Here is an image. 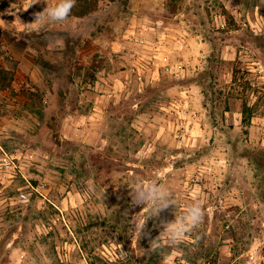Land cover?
<instances>
[{"label": "rangeland", "instance_id": "rangeland-1", "mask_svg": "<svg viewBox=\"0 0 264 264\" xmlns=\"http://www.w3.org/2000/svg\"><path fill=\"white\" fill-rule=\"evenodd\" d=\"M55 1L0 8V264H264V0Z\"/></svg>", "mask_w": 264, "mask_h": 264}, {"label": "clouds", "instance_id": "clouds-1", "mask_svg": "<svg viewBox=\"0 0 264 264\" xmlns=\"http://www.w3.org/2000/svg\"><path fill=\"white\" fill-rule=\"evenodd\" d=\"M37 2V0H34ZM76 0H59L54 7H48L42 13L34 14V22H39L45 18L52 22H63L69 17L72 8L75 6ZM156 193L151 194L148 199H155ZM195 203L189 208L188 215L185 217L184 223H174L168 229V242L177 243L185 234L191 232L197 227L203 219L204 211L201 202L194 200ZM137 235L143 238L151 239L150 232L144 231L143 224H138L136 228Z\"/></svg>", "mask_w": 264, "mask_h": 264}, {"label": "crops", "instance_id": "crops-1", "mask_svg": "<svg viewBox=\"0 0 264 264\" xmlns=\"http://www.w3.org/2000/svg\"><path fill=\"white\" fill-rule=\"evenodd\" d=\"M29 1L30 0H26L27 6H28ZM171 1H173V0H166L165 1L166 3L164 4L162 0H154L153 3L151 4L152 9L155 10L156 12H160V11H162V8L164 7V5H167V3L169 4ZM58 2H59V0L55 1L56 4H58ZM176 14L177 15L175 16V18H177L180 14H182V12H176ZM182 15H183L184 19L181 17L180 23L178 21H176L175 24H174V22H173V24H169V21L165 18V16L160 15V14H157L155 16H153V15L147 16L148 23H145V24H144L145 21H143V20H146V18L145 19L143 18V20H142V18H138V17L134 16V21H135L137 27H134L130 31L133 34V37L141 38V39H143L142 37H144L143 34L145 33V31H147V32L151 31L160 37L173 36V35H176L175 33H178V32H180V33L187 32V30L185 29V25L182 24L183 22L186 23L189 21L187 12L182 14ZM0 21L3 22L5 20L3 18H1ZM160 54L166 55L165 52H160ZM165 58L168 59L167 57H165ZM164 62H165V60H164ZM144 64L145 63H143V61H142V63L140 64V67L142 68L144 66ZM163 64H166V63H163ZM167 64H169V60L167 61ZM141 68H139V69H141ZM196 85H198V84H196ZM200 97H201V95H200Z\"/></svg>", "mask_w": 264, "mask_h": 264}, {"label": "built area", "instance_id": "built-area-1", "mask_svg": "<svg viewBox=\"0 0 264 264\" xmlns=\"http://www.w3.org/2000/svg\"><path fill=\"white\" fill-rule=\"evenodd\" d=\"M32 187L37 190V191H41V189H43L45 187V184H39L37 187H35L34 185H32ZM21 199L24 201H27L29 199V193L26 191H22L20 193Z\"/></svg>", "mask_w": 264, "mask_h": 264}, {"label": "trees", "instance_id": "trees-1", "mask_svg": "<svg viewBox=\"0 0 264 264\" xmlns=\"http://www.w3.org/2000/svg\"><path fill=\"white\" fill-rule=\"evenodd\" d=\"M9 0H1L0 2V8L1 10H5L8 6H9ZM247 121V117H243V122H246Z\"/></svg>", "mask_w": 264, "mask_h": 264}]
</instances>
